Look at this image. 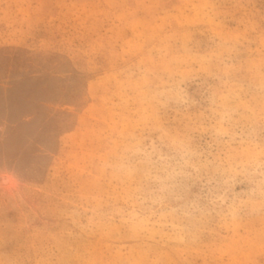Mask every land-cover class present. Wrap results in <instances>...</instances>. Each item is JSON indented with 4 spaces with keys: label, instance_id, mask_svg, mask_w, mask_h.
I'll return each instance as SVG.
<instances>
[{
    "label": "rangeland",
    "instance_id": "374dc122",
    "mask_svg": "<svg viewBox=\"0 0 264 264\" xmlns=\"http://www.w3.org/2000/svg\"><path fill=\"white\" fill-rule=\"evenodd\" d=\"M0 264H264V0H0Z\"/></svg>",
    "mask_w": 264,
    "mask_h": 264
}]
</instances>
